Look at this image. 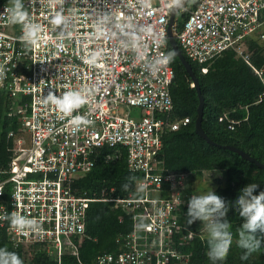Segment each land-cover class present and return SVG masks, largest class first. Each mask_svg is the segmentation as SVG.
<instances>
[{
    "label": "built area",
    "instance_id": "1",
    "mask_svg": "<svg viewBox=\"0 0 264 264\" xmlns=\"http://www.w3.org/2000/svg\"><path fill=\"white\" fill-rule=\"evenodd\" d=\"M172 0H25L30 19L41 25L35 44L21 40L20 25L9 24L0 0V94L17 127L7 131L10 158L0 177V216L19 212L40 227L13 231L0 219L14 247L27 259L42 250L56 264L78 256L86 214L96 198L79 193L77 181L94 165L100 148L122 147L126 165L141 177L134 191L113 201L129 216L131 229L115 238L117 249L98 253L89 264H185L180 247L198 230L190 228L188 174L157 171L162 134L188 122L171 118L166 26ZM186 9V7L181 10ZM65 18L54 24L57 15ZM264 0H195L175 30L184 56L202 64L231 49L264 86V66L250 62L245 41L264 43ZM206 67H202L205 71ZM82 90L86 103L65 116L48 103L49 94ZM121 106L138 108L131 116ZM83 116L78 126L72 118ZM222 117H219L221 119ZM142 191H137L139 185Z\"/></svg>",
    "mask_w": 264,
    "mask_h": 264
},
{
    "label": "trees",
    "instance_id": "2",
    "mask_svg": "<svg viewBox=\"0 0 264 264\" xmlns=\"http://www.w3.org/2000/svg\"><path fill=\"white\" fill-rule=\"evenodd\" d=\"M194 3L195 0H189L185 5L186 9L178 11L181 20H174L175 30L181 26L188 9ZM178 48L181 51L179 46ZM250 50H252L250 62L255 67L264 66V43L253 39L249 43L248 51ZM167 53L174 70V78L170 85L172 110L169 116L171 118L187 116L188 122L162 134V148L157 156V171L187 173L184 191L188 192L187 185L192 175H199L204 170H220L223 181L218 180L213 190L229 203L235 198L238 190L248 183H258L257 193L264 190V168L221 147L233 145L264 163V86L257 75L231 49L202 64L184 56L198 79L204 99L201 127L207 137L215 143L211 144L194 130L198 104L196 90L191 86L187 72L168 43ZM202 67H206L205 71L201 70ZM7 101V97L0 94V170L6 168L10 158L12 140L7 137V131L17 127L15 117L7 116ZM2 175L4 174L0 173V177ZM130 176L135 177L133 186L125 190L123 185ZM140 177L139 172L127 168L124 148H100L93 167L77 181L79 193L85 192V195L97 199L89 203L85 232L78 243L81 263L77 262L75 256L66 254L62 256V264H89L98 253L117 249L115 238L130 231V218L113 201L100 199L122 198L129 192H135V181ZM227 218L230 230L234 234V241L222 264H264V243L247 259H241L245 250L236 246L235 238L243 218L239 217L238 211L233 208H229ZM199 225V220L188 224L194 230H198ZM257 235L264 234L257 232ZM0 246L18 253L23 264H56L45 252L37 249L31 250L27 260L25 249L20 246L14 247L3 230H0ZM179 250L189 253L188 262L185 264H210L206 255V236L195 235Z\"/></svg>",
    "mask_w": 264,
    "mask_h": 264
},
{
    "label": "clouds",
    "instance_id": "3",
    "mask_svg": "<svg viewBox=\"0 0 264 264\" xmlns=\"http://www.w3.org/2000/svg\"><path fill=\"white\" fill-rule=\"evenodd\" d=\"M25 0H12L11 7L6 9L9 24L20 25V40L26 45L35 44L42 31L41 25L34 22L29 17V13L24 6ZM183 5V0H172L171 8L179 9ZM65 18L57 14L53 18L54 24H62ZM170 56H165L160 62L166 63ZM2 71V69H0ZM56 109L65 116H72V113L83 106L86 101V95L82 90L69 89L62 94H49L46 98ZM87 123L83 116L72 118L74 125ZM135 177L130 176L123 185L125 190L133 186ZM144 185H139L137 191H142ZM258 183H248L241 187L235 198L229 203L220 194L211 190L192 195L188 199L187 217L188 224L199 220L203 223L207 233V251L206 255L210 264H222L233 244L234 234L230 230L227 213L229 208L238 211L239 217L243 218L242 224L238 227L235 244L237 247L245 250L241 259L247 257L260 249L264 243V235L258 236L257 232L264 234V190L256 192ZM0 219H7L10 228L18 233L26 230H37L40 227L39 222L21 214L12 212L0 216ZM0 264H23L22 258L15 251L7 247L0 246Z\"/></svg>",
    "mask_w": 264,
    "mask_h": 264
},
{
    "label": "water",
    "instance_id": "4",
    "mask_svg": "<svg viewBox=\"0 0 264 264\" xmlns=\"http://www.w3.org/2000/svg\"><path fill=\"white\" fill-rule=\"evenodd\" d=\"M189 0H183V5L179 9L173 10L172 8L169 11L168 14V22L166 26V37H167V43L169 47L171 48L172 52L174 55L177 56L179 59L180 63L183 65L185 71L187 72L190 80H191V86H193L196 90V94L198 97V104L196 106V116L194 118V130L195 132L201 136L203 139H205L208 143L215 144L211 139L207 137L205 132L203 131L201 127V120L203 116V108H204V99L203 96L201 95L199 84H198V79L194 72L192 71L191 65L188 62V60L184 57L183 53L180 51L178 48V45L176 43V40L174 38V33H173V25H174V20L177 12L181 10L182 8L185 7L186 3ZM222 148L231 150L235 153H237L241 158L254 163L256 166L264 168V163L258 161L256 158L248 154L247 152L233 146V145H221Z\"/></svg>",
    "mask_w": 264,
    "mask_h": 264
},
{
    "label": "rangeland",
    "instance_id": "5",
    "mask_svg": "<svg viewBox=\"0 0 264 264\" xmlns=\"http://www.w3.org/2000/svg\"><path fill=\"white\" fill-rule=\"evenodd\" d=\"M12 0H7V2H11ZM191 3V1H190ZM176 21H180V14L179 12H177L176 16H175ZM176 26L173 25V32L175 31ZM263 29H264V25H263ZM255 35H252L251 37H249L247 41H245V48H249V43L255 39L254 37ZM252 53V50H250V54ZM120 112L121 113H125L128 112L131 116L136 115L138 113V108H132L129 106H121L120 107ZM223 181V175L222 172L220 170H209V171H202L201 174L199 175H192L190 178V182L188 183V198H190L192 195H197V194H201L204 192H207L209 190L214 189L217 185V181ZM186 187V185H185ZM198 231L200 232V236H206L207 233L204 229L203 223L200 222ZM29 260V259H27Z\"/></svg>",
    "mask_w": 264,
    "mask_h": 264
}]
</instances>
